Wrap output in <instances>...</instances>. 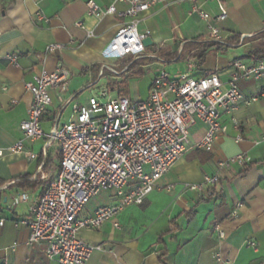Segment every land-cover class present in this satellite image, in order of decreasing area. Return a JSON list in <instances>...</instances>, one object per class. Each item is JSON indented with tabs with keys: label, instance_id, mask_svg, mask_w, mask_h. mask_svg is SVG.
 <instances>
[{
	"label": "crops",
	"instance_id": "1",
	"mask_svg": "<svg viewBox=\"0 0 264 264\" xmlns=\"http://www.w3.org/2000/svg\"><path fill=\"white\" fill-rule=\"evenodd\" d=\"M87 1L0 0V149L4 150L0 211L9 218L0 228V264H57L48 259L45 245H29L30 229L20 222L31 219L32 202L59 174L60 150L46 139H25L20 124L29 116L33 96L26 84L35 74L52 73L59 66L71 73L64 93L51 90L53 105L42 121L46 133L68 122L72 113L68 102L88 103L83 99L85 87L98 85L107 72L116 74L103 70L117 66V60H107L103 52L125 19L90 16ZM95 1L103 8L113 3ZM196 3L212 17L219 14L216 2ZM194 4V0H157L140 24V32L151 38L144 59L152 61L156 72L162 68L158 58L167 63L185 61L181 72L187 71L191 61L197 65L194 77L219 71L222 80L228 81L235 60L258 59L255 52L264 46V0H226L228 18L217 22L225 44L208 39L206 22L192 12ZM116 7L127 9L119 2ZM39 11L49 18L48 23L37 21ZM78 21L82 27L75 25ZM51 44L64 48L49 52ZM10 55L17 57V64L7 58ZM239 87L246 97H253L264 90V80L240 81ZM220 123L226 130L218 135L213 151L207 152L196 147L207 129L197 122L191 129L192 147L142 205H130L117 216L119 228L112 221L97 229H81L83 240L103 247L86 264H264V98L242 104L223 115ZM20 141L38 157L31 160L11 152ZM241 154L249 159L247 164L219 169L220 162ZM215 174L219 183L207 186L203 193L186 189ZM22 193L30 201L9 211L11 199ZM100 207L84 208L79 219L92 217Z\"/></svg>",
	"mask_w": 264,
	"mask_h": 264
},
{
	"label": "built area",
	"instance_id": "2",
	"mask_svg": "<svg viewBox=\"0 0 264 264\" xmlns=\"http://www.w3.org/2000/svg\"><path fill=\"white\" fill-rule=\"evenodd\" d=\"M156 1L113 0L107 8L95 0L86 2L90 16L118 15L125 19L103 52L107 60L146 57L148 35L141 33L139 26ZM196 1L192 12L198 13L206 22L208 39L225 44L217 22L228 18L226 0H206L218 4L216 17L205 12ZM118 2L126 4L127 9L118 11ZM37 21L48 23L49 18L39 11ZM75 25L82 27L83 22L78 21ZM63 48L61 44H51L47 50L55 52ZM7 58L17 64L16 56ZM158 60L160 64L167 63L164 59ZM196 67L190 61L187 71L175 74L161 68L152 80L146 101L118 96L107 102L92 97L86 105L68 102L67 106L72 105L68 122L54 126L48 133L43 129L42 121L53 105L51 90L59 89L64 93L71 73L59 66L52 73L43 71L33 76L26 84L33 101L29 116L21 122L20 129L27 140L46 139L48 144L56 143L61 162L57 177L49 182L43 195L32 202L31 219L20 222L30 229V246L45 245L48 259L57 264H86L93 252L103 247L83 240L79 235L81 229H97L112 221L119 228L117 216L130 205H142L158 188L159 180L192 147L191 129L197 122H202L207 129L196 147L211 152L218 135L226 130L220 123L221 117L242 104L250 105L264 98V90L256 96L246 97L239 87L240 81L264 80V59L235 60L228 81L222 80L219 71L194 77ZM106 69L116 73L114 67L104 66L103 70ZM107 96L106 91L102 93L103 98ZM262 140L264 142V134ZM237 141H241V137ZM10 151L22 153L31 160L38 157L25 148L23 141ZM3 153L0 149V156ZM248 161L247 156L241 154L220 162L219 169L233 163L245 165ZM219 181V174L206 176L203 184L188 185L186 189L203 193L207 186H215ZM167 189L170 191L172 186ZM103 191H115L117 203L98 208L90 218L79 219L85 206ZM29 201L28 194H18L9 202L8 210L12 212L19 204ZM8 220V215L0 211V228ZM218 232L224 239V231L219 229Z\"/></svg>",
	"mask_w": 264,
	"mask_h": 264
},
{
	"label": "rangeland",
	"instance_id": "3",
	"mask_svg": "<svg viewBox=\"0 0 264 264\" xmlns=\"http://www.w3.org/2000/svg\"><path fill=\"white\" fill-rule=\"evenodd\" d=\"M117 66L114 67L116 74L107 72L106 76L98 82V85L93 86V83L85 87L83 99L89 100L92 97L99 98L102 102H107L111 98H117L119 91L125 92L126 97L132 100L146 101L149 97L150 86L154 76L156 75V67L149 59L127 58L117 61ZM170 74H175L179 69L185 68V61L177 63L159 64ZM118 73V74H117ZM107 92L106 98L102 97L103 92ZM115 191H103L98 196L94 197L91 202L85 207L87 208L103 206L112 201H117Z\"/></svg>",
	"mask_w": 264,
	"mask_h": 264
},
{
	"label": "trees",
	"instance_id": "4",
	"mask_svg": "<svg viewBox=\"0 0 264 264\" xmlns=\"http://www.w3.org/2000/svg\"><path fill=\"white\" fill-rule=\"evenodd\" d=\"M255 54L257 55L258 59H264V46L257 48ZM119 97H126L125 92L119 91ZM2 182L0 181V185Z\"/></svg>",
	"mask_w": 264,
	"mask_h": 264
},
{
	"label": "water",
	"instance_id": "5",
	"mask_svg": "<svg viewBox=\"0 0 264 264\" xmlns=\"http://www.w3.org/2000/svg\"><path fill=\"white\" fill-rule=\"evenodd\" d=\"M145 44L147 45V46H149L150 44H151V38H147L146 40H145ZM105 98V97H104Z\"/></svg>",
	"mask_w": 264,
	"mask_h": 264
}]
</instances>
